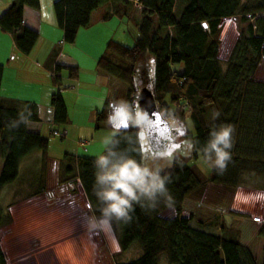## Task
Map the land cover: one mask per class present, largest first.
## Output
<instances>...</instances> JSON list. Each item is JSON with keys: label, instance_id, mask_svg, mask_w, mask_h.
I'll return each mask as SVG.
<instances>
[{"label": "trees", "instance_id": "trees-1", "mask_svg": "<svg viewBox=\"0 0 264 264\" xmlns=\"http://www.w3.org/2000/svg\"><path fill=\"white\" fill-rule=\"evenodd\" d=\"M180 1L182 7L177 5ZM180 1L140 0L142 18L135 44L128 46L111 40L97 66L111 79L126 83V101L134 108L138 107L139 77L140 81L144 78V83H151L148 86L166 117L172 115L184 124L189 111L194 129L182 127L186 128L182 137L191 138L194 157L202 155L199 149L206 145L213 127L232 125V159L226 171L220 173L213 167L209 176L190 164L187 156H175L170 166L161 168L162 175L171 177L167 185L171 203L161 199L155 207L134 204L131 222H113L122 250L137 242L143 247L136 259L117 264H159L162 254H167L172 264H264V254L259 261L252 247L242 241L240 228L226 223L215 209L206 218L185 213L188 199L200 197L210 183L231 190L239 186L264 190V79L257 77L264 59V0ZM109 4L135 7L134 0H56L54 10L64 41L74 43L80 29L90 25L93 13ZM25 6L38 10L40 0H14L0 16V26L12 34L16 48L29 55L39 32L24 24ZM237 17L255 22L239 34L224 64L220 59L222 27ZM56 55L57 51L46 62L56 78L63 68L73 77L78 75L76 66L57 63ZM180 63L181 69L177 67ZM4 66L0 62V156L4 159L0 186L18 178L23 158L33 150H42L46 168L50 160L49 138L28 127L29 120L39 119L37 103L1 92ZM135 93L137 97L131 99ZM51 104L55 121L67 122L68 109L60 90L53 94ZM109 104L107 99L98 113L99 120H108ZM214 111L218 117L213 116ZM112 138L118 142L116 150L127 151L138 161L146 160L148 140L141 124L119 128ZM105 150L106 147L104 154ZM96 160L65 153L59 168L63 182H80L93 211L100 217L94 192ZM46 187L45 184L32 195ZM169 208L173 210L170 215L165 213ZM2 210L6 213L0 204L1 216ZM193 221L198 225H192ZM260 233L264 235V224ZM0 264H9L1 244Z\"/></svg>", "mask_w": 264, "mask_h": 264}, {"label": "rangeland", "instance_id": "rangeland-1", "mask_svg": "<svg viewBox=\"0 0 264 264\" xmlns=\"http://www.w3.org/2000/svg\"><path fill=\"white\" fill-rule=\"evenodd\" d=\"M43 2L45 9H50L52 5L51 14L46 13L48 19L44 29L49 34L47 38L58 43V40L63 39V32L57 22L55 26L51 22L52 19L53 21L56 20L54 3H52V0H43ZM177 5L182 7L181 1L177 2ZM134 8L137 14L141 12L142 8H137L136 6ZM117 19L120 22L119 24L115 22V26H120V28H116V31H109L110 36L109 38L107 37V41H102L98 36L96 38L83 37L81 39L82 44L70 51L73 54H77L80 59H86L85 66L89 70L84 74L85 83L89 82L91 86L95 82L93 78H95V62L97 61L96 59L95 62H91L92 56L99 53V57H101L111 38L132 46L135 42V37H137L134 24L131 25V29H128V26H124L121 23L126 19L124 21L118 17ZM254 22L255 19L243 21L241 17H237L222 27L220 59L224 64L230 58L239 34L243 31L246 32L249 24ZM101 27L103 29L99 30H101V34L104 33L103 37H106L105 31L108 29L105 26ZM67 44L71 45L70 43ZM63 45L62 43L61 46L63 47ZM103 45H105V48L102 49L101 46ZM257 77L264 79V59L258 68ZM137 80L138 92H140L143 85L151 86L148 81L145 82L146 84L144 83V78L140 81L138 77ZM96 84L92 87L90 95L103 97L105 95V87L98 83ZM84 87H88V85H84ZM110 87L111 97L117 98L119 101H126L128 86L125 82L119 79H112ZM79 92L84 93L85 90L79 87H71L67 92L70 96L72 122L67 125L45 124L43 128V134L49 138L48 155L58 161H61L65 153L70 152V150L77 153V155L81 154L98 158V156L104 154L106 147L103 143L104 139L114 136L113 133L110 134L111 128H96V120L94 118L90 119L91 106L79 107L76 104L75 100ZM136 97L137 93L132 94L130 98L134 99ZM77 102L79 103L78 100ZM92 105L101 107V104L93 103ZM186 114L188 117L185 120V125L176 117L168 116L172 126L175 127V139L169 140L168 147L162 150H151L149 148L151 146L147 142L145 158L154 167L163 168L170 166L175 156H187L190 157V164L197 166L203 174L209 176L213 167L205 162L201 154L198 155V158L193 156L191 138L182 139V133L185 132L186 128L189 131L194 129L189 111ZM53 129H57L60 134H53ZM143 131L145 133L144 128ZM38 153H40V157L35 160L34 156ZM42 154V150L35 149L26 155L22 160L18 178L0 186V204L6 210V213L2 210V216L0 215V244L2 250H5L8 263L117 264L120 261H130L139 257L143 253V247L138 242L125 251L121 249L119 243L120 250H114L110 242L113 236L118 240V231L114 224L107 231L101 230V227H93L91 224L92 219L99 217L91 211L80 182L76 179L63 182L60 168L54 167L53 163L46 168L42 161ZM3 162L4 160L0 156V172ZM45 184H49L45 191H40L37 196H35L36 194L32 195L34 191L42 188ZM209 186L207 195H204V191L199 197L205 207L211 209L212 207L223 206V204H214L216 198H218L217 196L223 192L227 197V206L221 209L232 210L233 207L237 212L242 211L241 213L248 214L247 232H245L242 240L255 249L258 260L261 261L264 253V239L258 235L257 230L264 224V190L244 186L238 191L235 190L234 193H227L229 191H226L224 187ZM9 188L13 190L11 200L8 199V192L6 193ZM196 199L194 197L188 199L185 213L194 212L199 216L206 215V213L204 214V209H202L204 205H201V201ZM83 211L86 212L83 213ZM165 213L168 215L173 213L172 208L165 210ZM1 217L3 218L1 219ZM255 217L260 221H256ZM248 223L253 224L252 227ZM195 224L198 225V222L193 221L192 225ZM159 264L172 263L169 261L167 254H162Z\"/></svg>", "mask_w": 264, "mask_h": 264}, {"label": "crops", "instance_id": "crops-1", "mask_svg": "<svg viewBox=\"0 0 264 264\" xmlns=\"http://www.w3.org/2000/svg\"><path fill=\"white\" fill-rule=\"evenodd\" d=\"M55 1L56 0H52V3H54ZM13 2L14 0H0V16ZM51 8H52V5L50 9L49 8L45 9L43 0H40V9L38 10L30 6H25L24 24L39 32V39L34 49L29 55L22 54L16 48L12 34L5 31L0 26V62L4 63L5 65L4 73L2 77V83H1L2 94L6 96H11V97H15V98L23 99V100H30V101L36 102L38 105L39 119L29 120L28 127L29 129L39 131L42 135H44L43 128L45 124L47 125L48 124L67 125L70 122H72V119L70 116V101H69L70 96L68 95L67 92H68V89H70L71 87L82 88L83 90H85V92L84 93L79 92V95L77 99L75 100L76 104L79 107L80 106L82 107L91 106L92 112L90 114V119L94 118V120H96V123H97L96 128H100V127L111 128L110 134L112 133L115 134V132L119 128H123L125 126H123L121 123H117L114 128L112 125L109 124V118L108 120L98 119V113L102 111V109L104 108V105L107 99L110 100L109 116L112 112L110 105H113L115 102L119 101L117 100V98L111 97V93H110V89H111L110 82L112 80L111 77L108 74L101 72L98 69L97 61L100 58L99 57L100 54L97 53L96 55L92 56V59H90L91 62H95V60L97 59V61L95 62V71H96L95 78L92 77L95 80V82L91 86L89 82L85 83L84 74L87 73V71L89 70L85 66V62H87L86 59H80L77 56V54H73L70 51L73 50L75 47L77 48V46H80V44H82L81 39L83 37L96 38V36H98L102 41L103 40L107 41V39L110 36L108 32L116 31L115 30L116 28H120V26L119 27L115 26V22H118V24L120 22L117 19V17L122 19V21L126 19L124 22H121V23H123L124 26H128V29H131L132 24L135 25L136 31H137V35H136L137 37H135V42H136V39L139 36V24L142 18L141 12L137 14V12H135V8L133 7V5H131L130 7H127L124 5L109 4L104 7H101L93 13L90 25L88 27H84L80 29L76 41L74 43H71V45L69 46L64 41V33H63V39H61L60 37L61 40H58L59 41L58 43L53 42L52 40H49V38H47L49 34L46 33V30L44 28H46L47 19H48L46 13L48 12V14L49 13L51 14ZM50 20H51V17H50ZM51 22L55 26L57 19L54 21L52 19ZM101 26H105L108 29L105 31L106 37L105 36L103 37L104 33L101 34V30H99V29H103V27ZM60 30L62 29L60 28ZM111 40L116 41L115 39H112V38ZM62 43L64 44L63 47L61 46ZM121 43H125V42H121ZM101 47L103 49L105 48V45ZM55 51H57V55L55 57L56 62L59 64H63V65L76 66L78 69L77 76L75 77L71 76L69 73V70L66 68H63L59 72L60 77L58 78L55 77L56 73L50 67H48L46 63L47 60L51 58V56L53 55ZM177 67L181 69L182 64L181 63L178 64ZM96 83L105 87V95H103V97L100 95L99 96L90 95V91L93 89L92 87H94V85H97ZM84 85H88V87H84ZM57 90H60L64 98V101L66 103L67 109H68V119H67V122L65 123H58L54 119L55 109H54V106H52L51 104V100H52L53 94ZM91 97H93V99H91ZM77 100L79 101V103L77 102ZM93 103L101 104V107L99 105L98 106L95 105L94 107L92 105ZM172 128H173V133H172L173 139L172 140H174L175 139V136H174L175 127L172 126ZM54 130L55 129L52 130L53 134H54ZM182 135H184V133H182ZM183 138L184 137H182V139ZM67 153L77 154L71 150L70 152H67ZM83 154H86V153H83ZM39 157H40V153L34 156V158H36L35 160H37ZM49 158H50L49 164L53 163L54 167L57 166L59 168L60 161L52 157H49ZM209 185H217L219 187H224L226 188V191H229L227 193H234L235 190L238 191V189L244 187V186H239L235 190H231L227 186H224L221 184L210 183ZM46 186L49 187V184H47ZM208 186L206 187V190H205V194H204L205 196L207 195ZM7 192L9 195L8 199L11 200L13 196L12 195L13 190L9 188L8 191H6V193ZM217 197L218 198H216L214 204H218V205L223 204V206L212 207L213 210L215 209L216 211H218L223 216L226 223L239 227L241 230V239H242L245 232H247L246 223H247V220L249 219L248 214L241 213L242 211L237 212L236 210H234L233 207H232V210L231 209L230 210L221 209L227 206V201H226L227 197L223 194V192ZM194 199L201 201L200 204L204 205L202 203V200H200L199 197H194ZM89 205L91 207L90 203ZM186 206H187V203H186ZM202 207H203L202 209H204L205 211L204 214L206 213V215L203 214L204 218H206L208 215L211 214L212 208L209 209L205 207V205ZM91 211H93L92 207H91ZM84 212L86 211H83V213ZM93 213L95 214L94 211ZM256 221H260V220L256 218ZM248 225L252 227L253 224L248 223ZM260 229L257 230V233L264 239V235L260 233ZM252 249L255 252V249L253 247ZM263 252H264V247H263Z\"/></svg>", "mask_w": 264, "mask_h": 264}, {"label": "clouds", "instance_id": "clouds-1", "mask_svg": "<svg viewBox=\"0 0 264 264\" xmlns=\"http://www.w3.org/2000/svg\"><path fill=\"white\" fill-rule=\"evenodd\" d=\"M112 112L109 124L114 128L117 123L140 125L148 119L147 114L138 107H133L127 101L121 100L110 105ZM218 117L219 113H213ZM235 128L232 125L213 127L206 145L199 149L202 158L218 172L226 171L231 161V149L234 146ZM105 154L96 160L95 195L100 204L99 218H93V227L110 230L113 222L129 223L130 213L134 211V204L142 207H155L161 199L171 203L167 185L171 177L162 175V169L154 167L147 160H136L127 151L116 150L117 141L112 137L104 139ZM111 244L115 251H119V242L111 237Z\"/></svg>", "mask_w": 264, "mask_h": 264}, {"label": "water", "instance_id": "water-1", "mask_svg": "<svg viewBox=\"0 0 264 264\" xmlns=\"http://www.w3.org/2000/svg\"><path fill=\"white\" fill-rule=\"evenodd\" d=\"M205 27H207L206 24ZM137 98L139 109L148 117L141 125L149 144L156 150L164 149L173 137L170 119L160 111L154 91L149 86H143Z\"/></svg>", "mask_w": 264, "mask_h": 264}, {"label": "built area", "instance_id": "built-area-1", "mask_svg": "<svg viewBox=\"0 0 264 264\" xmlns=\"http://www.w3.org/2000/svg\"><path fill=\"white\" fill-rule=\"evenodd\" d=\"M134 4H135V6L137 7V8H142V4H141V2H140V0H134ZM66 132V131H65ZM65 132H64V134H65ZM54 134H60V132L58 131V130H54Z\"/></svg>", "mask_w": 264, "mask_h": 264}, {"label": "snow or ice", "instance_id": "snow-or-ice-1", "mask_svg": "<svg viewBox=\"0 0 264 264\" xmlns=\"http://www.w3.org/2000/svg\"><path fill=\"white\" fill-rule=\"evenodd\" d=\"M123 126L127 127V124L124 122H120ZM119 126V125H118Z\"/></svg>", "mask_w": 264, "mask_h": 264}]
</instances>
